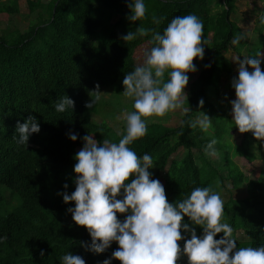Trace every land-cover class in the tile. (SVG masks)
I'll return each instance as SVG.
<instances>
[{"label":"trees","instance_id":"1","mask_svg":"<svg viewBox=\"0 0 264 264\" xmlns=\"http://www.w3.org/2000/svg\"><path fill=\"white\" fill-rule=\"evenodd\" d=\"M26 1L32 14L27 29L6 27L0 33V186L4 182L13 188L14 201L17 198L10 205L0 195V236L7 234L6 240H0V264H62L59 258L68 251L81 255L86 264H103L120 247L113 241L102 253L86 250L80 242L90 243V233L68 211L75 201L66 203L60 197L64 191L75 190V153L83 147L85 134L94 135L100 143L104 139L118 142L126 134V128L112 132L108 123L95 122L86 102L95 96L92 91L97 82L101 91L112 89L119 94L121 88L122 92L126 73L144 61L142 48L152 47L151 32L128 42L123 35L141 24L163 32L174 16L188 13L202 19V43L207 42L199 73L188 72L189 96L182 108L189 110L179 124L164 123L162 116L153 115L158 119L147 123L146 134L128 146L138 155L152 156L149 171L155 178H164L169 202L198 186L210 185L222 194L229 191L224 220L248 238L237 241L238 247L264 243V167L257 177L248 178L232 159L235 155L249 161L262 159L264 165V145L252 131L243 132L240 142L224 141L225 133L232 134L233 121L227 113L229 104L221 102L222 83L229 86L238 76L225 53L231 47L238 55L243 50L248 56L264 53L262 29L251 47L241 38V28L232 17L235 0H145V17L137 21L128 19L129 0ZM18 12V0L0 1V20L2 14ZM237 36L239 41L232 44ZM261 66L264 71V57ZM164 79H168L167 70ZM66 94L74 99V108L56 111L54 103ZM205 113L211 119L208 131L199 125L192 128L191 122ZM29 114L38 118L42 130L30 136L27 146L18 144L14 134L17 121L24 122ZM169 114L170 110L164 115ZM70 131L78 133L77 140L69 138ZM213 136L218 141L215 148L224 154L222 161L204 151ZM180 148L186 150L184 156L171 159ZM222 164L229 172L225 176L217 169ZM226 182L244 192V197L235 199ZM122 195L123 189L118 198ZM127 214L118 212L117 216L123 220ZM184 220L191 224L189 217ZM191 226L198 235L203 233L202 226ZM181 233L186 234L184 229ZM221 236L223 232L216 238ZM178 243L183 247L184 240ZM112 264L122 261L113 258ZM178 264H188L187 256L181 255Z\"/></svg>","mask_w":264,"mask_h":264},{"label":"clouds","instance_id":"2","mask_svg":"<svg viewBox=\"0 0 264 264\" xmlns=\"http://www.w3.org/2000/svg\"><path fill=\"white\" fill-rule=\"evenodd\" d=\"M128 7L131 9L128 14L131 21L145 17V0H129ZM153 20L159 22L155 15ZM259 21L264 24V12L259 14ZM203 31L202 19L195 13H188L174 16L163 32L141 24L135 31H129L122 37L128 42L138 35L152 33V47L144 50L143 63L127 72L122 81L125 86L123 94L133 98L135 109L125 110L122 116H117V119L126 120V134L118 142L104 139L102 143L94 135L85 134L82 138L83 147L75 153V190L71 194L67 191L60 193L66 203L75 201V205L68 211L72 213L74 221L86 226L90 233V243L80 242L86 250L102 253L113 241L118 242L120 247L103 264H112L113 258H118L122 264H178L181 255L187 256L188 264H264V243L238 247L237 241L241 242L246 238L244 231H234L223 219L224 202L229 197L223 200L220 192L209 185L194 187L190 193H182L183 198L174 203L169 202L164 184L149 171L153 163L152 156L147 152L138 155L128 146L146 134L145 117L163 116L169 110L182 108L183 96H187L185 87L189 82L188 72L196 70L193 60L196 57L202 59L205 54L203 45L207 42L205 39L202 43ZM238 41L239 36L233 42ZM262 57L264 53L233 59L238 64V76L232 78L236 98L230 103L232 121L239 131H252L259 144L264 145L260 143L264 141ZM166 70L167 80L164 79ZM92 93L95 96L86 102L89 108L105 92L100 90L97 82ZM199 103L204 104L203 98ZM74 106V99L67 94L59 96L54 103L55 110L59 112H64L69 107L73 109ZM188 110L183 108L184 112ZM197 125L207 132L211 126L210 117L205 113L190 124L192 128ZM40 129L38 118L29 114L24 122L17 121L16 133L19 135L16 136L15 133L14 138L18 144L28 146L30 136ZM68 135L73 141L78 139L76 132L70 131ZM217 142V138L213 136L206 144L204 151L209 156L216 155ZM239 169L244 172L240 167ZM227 173L228 169L221 174L225 176ZM64 188H68L67 183ZM228 188L233 193L239 191L232 185ZM122 189V198H118ZM0 195L10 205L17 202V198L14 201V189L4 182L0 186ZM118 212L128 214L121 220L117 216ZM185 216L190 218L191 224L184 220ZM191 225L202 226L203 233L198 235L196 228ZM181 229L186 233L183 236ZM239 230L243 231L244 236L235 235ZM221 232L223 236L217 239V234ZM6 239L7 234L0 236V240ZM180 240H184L183 247L178 243ZM43 254L44 250H41V255ZM59 259L62 264H86L81 255L70 251Z\"/></svg>","mask_w":264,"mask_h":264},{"label":"rangeland","instance_id":"3","mask_svg":"<svg viewBox=\"0 0 264 264\" xmlns=\"http://www.w3.org/2000/svg\"><path fill=\"white\" fill-rule=\"evenodd\" d=\"M0 1H6V0H0ZM45 1V0H43ZM19 5V12L11 14L7 16L6 14H2L1 20H0V33L5 30L6 27L8 28H14L17 27L22 30H26L29 21L32 18V14L29 12V8L27 5L26 0H18ZM221 6L219 5L218 9H220ZM217 9V8H216ZM261 12H264V0H235V12L232 15V17L235 19L236 23L241 28V35L246 39L247 47H251L253 43L258 42L259 40V30L262 29L264 32V24L260 23L259 21V14ZM116 19V18H115ZM119 34H122L121 30L118 28ZM234 41V40H233ZM232 41V44L234 42ZM142 54L144 53L145 49H149L148 46H145L142 48ZM226 56L229 60V63L234 68L235 74L238 75V64L235 60L237 57H241L243 59L244 56H248L246 50H243L241 55H238L237 51L231 47L226 53ZM199 60L200 57H196L193 60V63L196 65V70L192 71L193 74L199 73ZM262 69V66H261ZM249 70L251 69V66H249ZM263 70V69H262ZM226 81H223L222 83V95H221V102L222 103H228L229 107L227 108V113L231 117L232 122V105L230 101L232 99L236 98L235 89L232 87V84L225 87ZM224 85V86H223ZM121 90V88H119ZM119 90V94L113 92L112 89H105L103 90L105 93L102 95L101 99L95 104V107L92 106V108L89 109L88 114L90 117L97 123H108L110 127L112 128V132H121L124 128H126V120L124 119H117L118 115H121L127 111H134L133 108V98L127 97L123 94V91L121 92ZM185 92L187 93V96H189V84L185 87ZM186 95L183 96V99L187 97ZM185 113L183 111V108L178 107L174 110H170L169 115H164L161 117V121L167 124H179L182 119V115ZM204 115H198L195 120L198 118L203 117ZM147 123L151 121H155L158 119L155 116H149L145 117ZM232 134L225 133L224 134V141L234 144L233 142H240L242 132L239 131L238 126L235 125V122L233 121L232 124ZM80 150V149H79ZM185 149L180 148L175 154L172 155L171 159L178 158L181 159L185 154ZM257 151V150H255ZM224 157V154L222 152L217 151L216 155L211 156V158H214L216 160L222 161ZM234 164H238L239 167L244 171L245 175L247 176H254L257 177L260 169L264 167L262 159H257L253 161H249L245 159L244 157L237 156L232 158ZM233 166V165H232ZM219 169L220 173H223V171L227 170V166L225 165H219L217 167ZM160 181L164 184V178L160 177ZM231 184H227V188L230 187ZM219 187V186H218ZM223 191V190H222ZM223 200L228 199L229 192L224 191V193H220ZM234 197L243 198L245 193L239 192L236 190L233 193ZM226 217H223L225 219ZM235 235L237 237L244 236V233L242 230L236 231ZM243 241L246 242L248 238H243ZM245 240V241H244Z\"/></svg>","mask_w":264,"mask_h":264}]
</instances>
